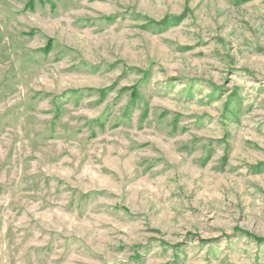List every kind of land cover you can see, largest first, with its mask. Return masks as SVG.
Masks as SVG:
<instances>
[{"label":"rangeland","instance_id":"1","mask_svg":"<svg viewBox=\"0 0 264 264\" xmlns=\"http://www.w3.org/2000/svg\"><path fill=\"white\" fill-rule=\"evenodd\" d=\"M257 238L264 0H0V264H264Z\"/></svg>","mask_w":264,"mask_h":264},{"label":"trees","instance_id":"2","mask_svg":"<svg viewBox=\"0 0 264 264\" xmlns=\"http://www.w3.org/2000/svg\"><path fill=\"white\" fill-rule=\"evenodd\" d=\"M162 24H168V23H162ZM133 94H134V92H133ZM245 235L247 234V233H244ZM248 237H249V235H247ZM257 243H264V238H257L256 240H255ZM208 242H211V241H208ZM137 256V255H136ZM137 258V257H136Z\"/></svg>","mask_w":264,"mask_h":264}]
</instances>
